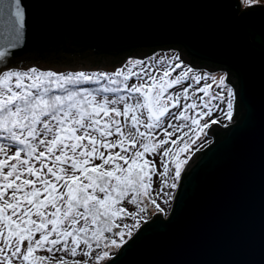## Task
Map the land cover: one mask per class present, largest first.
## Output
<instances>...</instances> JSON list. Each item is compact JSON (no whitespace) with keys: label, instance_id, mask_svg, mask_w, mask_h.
I'll return each instance as SVG.
<instances>
[{"label":"snow or ice","instance_id":"snow-or-ice-1","mask_svg":"<svg viewBox=\"0 0 264 264\" xmlns=\"http://www.w3.org/2000/svg\"><path fill=\"white\" fill-rule=\"evenodd\" d=\"M24 28L21 0H0V41L6 42L0 58L19 46ZM177 59L161 71H149L141 60L91 75L36 67L0 70V264H50L57 253L55 264H69L65 254L76 257L81 244L87 256L93 244L108 246L106 234L124 241L139 223L118 222L127 216L136 220L123 202L138 204L143 195L155 204L157 172L149 155L161 156L162 182L177 186L186 163L178 156L192 139L184 128L208 127L201 121L213 111L231 121L235 95L223 79L217 92L208 84L191 96L189 88L169 91L206 79ZM176 69L181 71L173 77ZM198 93L204 94L199 102L193 98ZM178 132L179 140L189 136L182 147L169 139ZM168 157L175 159L170 184ZM121 228L128 231H114ZM110 244L118 246L117 239ZM41 250L49 255H34Z\"/></svg>","mask_w":264,"mask_h":264},{"label":"water","instance_id":"water-1","mask_svg":"<svg viewBox=\"0 0 264 264\" xmlns=\"http://www.w3.org/2000/svg\"><path fill=\"white\" fill-rule=\"evenodd\" d=\"M24 35L4 57L67 48L119 54L144 49L178 51L224 71L235 90L232 124L208 130L214 142L197 151L180 178L171 214L157 213L105 264H264V13L239 0H21ZM263 7V8H262ZM6 42L0 41V50ZM81 59L80 57H75ZM121 65L95 59L69 64L0 60L14 68L62 74L114 73ZM97 61V60H96ZM143 224V225H144Z\"/></svg>","mask_w":264,"mask_h":264},{"label":"rangeland","instance_id":"rangeland-1","mask_svg":"<svg viewBox=\"0 0 264 264\" xmlns=\"http://www.w3.org/2000/svg\"><path fill=\"white\" fill-rule=\"evenodd\" d=\"M241 1H242V8L243 9H246V8H249L252 6H257V5L264 6V0H241ZM179 55H180V53H178L177 51H159V52H156L155 54H153L151 57H146L143 61L145 62V68H148L149 71H152L153 69H155L156 71H161L164 67L168 66L167 62L171 61L173 58H178L176 60V62L181 63L183 68L192 69V66L188 65L187 63H183V60L179 58ZM133 60H137V59L136 58L130 59V61H133ZM161 60L165 61V63L160 64L159 62ZM128 62L129 61H127L124 64V66L127 65ZM149 66H151V67H149ZM12 70H20V69L14 68ZM180 71H181V69H176L172 73V76L175 77ZM79 72H81V71H79ZM79 72L67 71V72H64L62 74H69V73L74 74V73H79ZM192 72L196 75L206 77V79H202L201 83L199 85H196L194 83V81H186V82L182 83L181 85L175 86L174 88L170 89L169 91L177 92V91H182L184 88H189V95L191 96L194 92H196V89L198 87H201V86H204L205 84H208V85H211V88L209 89L210 92H217V91H221V89L218 87V84H219V81L221 79H223L225 85L227 86V89H231L232 92L234 93L233 88L226 82V79H227L226 72L217 71L215 73H211L207 70H201V69H192ZM84 73L91 75L94 73H110V72L99 70L98 72H96V71H94V72L84 71ZM131 82H133V81H130V83ZM190 85H191V87H189ZM85 87H92V86L91 85H85ZM202 95H204V94L198 93L197 96L193 97V98L197 99V102H199L198 96H202ZM183 102L184 101L182 100L181 103H183ZM189 102H191V101H189ZM221 107H224V105H221ZM173 111H175V109H173ZM212 119H216L218 121L217 124L224 126V127H227L233 123L232 120L228 121L226 118H224L220 112L213 111L211 116L205 117V119L201 121L202 125L204 124L205 121H207L208 127H206V128L200 127L198 129H196L195 132H190L188 128H184L183 131L188 132L189 136L192 137L191 141H189V136H185L183 140H179V137L181 136V133H179V132L176 133L175 136L169 138L170 140H177L181 147L183 146V143L185 141H189L188 148L183 153H180L178 156V159H180L181 161H186V163H182L181 175H182L183 170L185 169L186 165L188 164L190 159L193 157V155L197 151H202L206 147H208L210 144H212L213 138H212V136H209L207 134L208 130L211 128V126L214 125L211 123ZM160 138H163V136L161 135ZM117 151H118V149H117ZM147 158L150 160H154L155 164H156L157 174L153 175L152 190H151V197H152V199L155 200V204L152 203V201H151V199H149V197L143 196V195H141L138 198L139 202H138V204H135V205L129 203L128 200H125L121 206L124 207L126 209V211L135 214L136 220L134 221L131 218V216H127L122 221H118L119 223H127L130 226L133 223L138 222L139 227L132 229V234L126 235L124 238V241H122V242L119 240L118 237L112 236L111 234H106V238L109 240L108 246L104 247L103 241H101L100 247H96V245L93 244V248L88 250L89 255H87V256H84L81 254L80 249L85 248V246L83 244H81L80 249H78V254L76 257H71V256L65 254V259L69 261V264H71V262L73 260L79 261L80 264H105L109 259H111L115 255H117L120 247L125 242H127L145 222L150 221L154 217L155 214L161 213L165 219L169 218V216L171 214L172 206L174 203L175 195H176L177 189L179 187L181 175H180L179 179L176 181L177 186L175 188H169L162 182L161 177L158 175V173L163 172V168H162L161 163H160L161 156L149 155ZM164 159L168 162V167L170 170L169 177L167 178L168 183L170 184V183H172V180L170 178L171 173L175 169V159L171 158V157L164 158ZM156 204H158L160 206V209H163V211H159L156 208ZM141 209H143V210H141ZM114 231H125V232H127L128 230L121 228L118 230L114 229ZM110 239H117L118 246H112L110 244ZM105 252H107L106 256L104 255ZM34 255L45 256V255H49V253L41 250V251H38L37 253H34ZM60 255H61L60 253H57L56 256L54 257L53 261L50 262V264H55L56 260H58Z\"/></svg>","mask_w":264,"mask_h":264},{"label":"trees","instance_id":"trees-1","mask_svg":"<svg viewBox=\"0 0 264 264\" xmlns=\"http://www.w3.org/2000/svg\"><path fill=\"white\" fill-rule=\"evenodd\" d=\"M239 2H240V6L242 8V1L239 0ZM261 12L264 13V8L261 9ZM148 52L150 53L149 57H151L153 54H155L154 50H150L149 49L147 51V53ZM145 53H146V51L144 49H133V50H130L128 52L119 53V54L99 53V52H97L95 50H91V49H86V50L82 51L81 53H75V52H71V51L68 50V48H67V37L65 35L63 37V39L61 40L60 45L56 49H54L53 51H50V52L33 51V52H30V53H27V54H22V55H19V56H7V57H3V58H0V59L9 58V59H11L10 61L17 62L18 60H23L25 58V60L23 62H32L33 63L35 61L37 63L38 62L39 63L40 62H48V63H51V64H56V63H58V64H69V62L70 63L76 62V59L77 60H84V59H92V58H94L95 62H96L95 63L96 65H101L102 63H104L106 61L107 62L111 61L112 62L111 65L112 66H117V65H121L128 58H131V57H134V56H136L138 59H140L141 55L145 54ZM178 53H180V52H178ZM73 56L80 57L81 59L73 58ZM15 59H17V60H15ZM17 63H20V62H17ZM194 65H196V66L200 65L201 66V70H207V69H204V67H206V66H210V67L213 66V65H211L209 63L200 62V61H195ZM234 94H235L234 95V109H235L236 100H237L236 99L235 90H234ZM233 117H234V115H233ZM213 142H214V140H213ZM205 149H207V148H205ZM178 190H179V187L177 189V192H178ZM177 192H176V195H177ZM176 195H175V199H176ZM146 224L142 225L138 229V231L141 230ZM135 235L133 236V238L135 237ZM131 240H129V241H131ZM120 251H119V253H120Z\"/></svg>","mask_w":264,"mask_h":264},{"label":"flooded vegetation","instance_id":"flooded-vegetation-1","mask_svg":"<svg viewBox=\"0 0 264 264\" xmlns=\"http://www.w3.org/2000/svg\"><path fill=\"white\" fill-rule=\"evenodd\" d=\"M0 60H2V59H0ZM7 60H11V59H7ZM15 60H17V59H15ZM24 60V59H23ZM23 60H18L17 62H21V61H23ZM12 62H14V61H12Z\"/></svg>","mask_w":264,"mask_h":264},{"label":"bare ground","instance_id":"bare-ground-1","mask_svg":"<svg viewBox=\"0 0 264 264\" xmlns=\"http://www.w3.org/2000/svg\"><path fill=\"white\" fill-rule=\"evenodd\" d=\"M222 127H224V126H222Z\"/></svg>","mask_w":264,"mask_h":264}]
</instances>
